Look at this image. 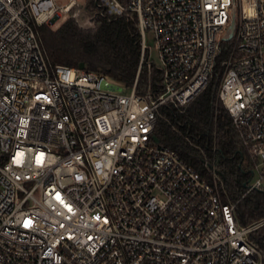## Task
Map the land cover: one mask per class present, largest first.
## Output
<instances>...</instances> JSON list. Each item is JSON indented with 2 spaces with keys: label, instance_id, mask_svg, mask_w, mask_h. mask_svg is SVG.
<instances>
[{
  "label": "built area",
  "instance_id": "built-area-1",
  "mask_svg": "<svg viewBox=\"0 0 264 264\" xmlns=\"http://www.w3.org/2000/svg\"><path fill=\"white\" fill-rule=\"evenodd\" d=\"M79 2L0 0V264H264L250 241L264 217L241 225L214 164L207 179L153 140L159 108L206 88L233 22L217 100L247 193L263 188L264 0H91V17ZM73 13L81 26L133 21L159 91L49 67L34 27Z\"/></svg>",
  "mask_w": 264,
  "mask_h": 264
},
{
  "label": "trees",
  "instance_id": "trees-1",
  "mask_svg": "<svg viewBox=\"0 0 264 264\" xmlns=\"http://www.w3.org/2000/svg\"><path fill=\"white\" fill-rule=\"evenodd\" d=\"M34 32L49 67L78 68L83 63L86 71L102 74L128 89L136 82L135 93L139 96H146L149 90L159 91L160 74L149 67L147 57L140 64L139 32L126 17L98 15L90 30L68 19L56 30L42 25L35 26ZM231 46L232 41L221 42L211 78L192 102L181 110L159 108L154 135L207 179L210 175L206 166L214 164L228 199L236 204L237 219L245 226L264 217V188L247 193L249 165L239 149L229 114L217 100L222 63ZM250 241L264 255V227L252 233Z\"/></svg>",
  "mask_w": 264,
  "mask_h": 264
},
{
  "label": "rangeland",
  "instance_id": "rangeland-1",
  "mask_svg": "<svg viewBox=\"0 0 264 264\" xmlns=\"http://www.w3.org/2000/svg\"><path fill=\"white\" fill-rule=\"evenodd\" d=\"M57 1H60L62 4H66L68 2V0H57ZM78 8L81 9L89 17H91V14L93 12H95V7H94V4L91 2V0H80ZM73 15H74V13L71 14L70 16H68V17L67 16H62L59 21L55 20L54 23H52V24L49 22L46 26H48L52 30H56L66 20L71 19V17ZM75 22L77 23V21H75ZM77 25L83 30H90V29L94 28V24L93 25L81 26L79 23H77ZM145 43H146V46L149 48V61L156 65L158 63L157 62V54H156V51L154 49V42H153L152 35L150 33H148V32L145 34ZM123 93H128V90H123ZM263 188H264V184H263Z\"/></svg>",
  "mask_w": 264,
  "mask_h": 264
},
{
  "label": "water",
  "instance_id": "water-1",
  "mask_svg": "<svg viewBox=\"0 0 264 264\" xmlns=\"http://www.w3.org/2000/svg\"><path fill=\"white\" fill-rule=\"evenodd\" d=\"M56 20V18L55 19H53V20H51L50 21V23L52 24V23H54V21ZM233 28H234V24H233V22L231 23V25H230V27H229V34H228V37L225 39L226 41H230L231 40V38H232V31H233ZM84 64L83 63H81V64H79V66H78V69L79 70H84ZM153 140L155 141V142H158V139L154 136L153 137Z\"/></svg>",
  "mask_w": 264,
  "mask_h": 264
}]
</instances>
